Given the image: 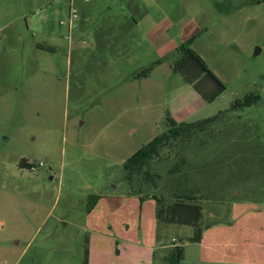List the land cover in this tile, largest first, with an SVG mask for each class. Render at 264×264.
<instances>
[{
  "label": "rangeland",
  "instance_id": "374dc122",
  "mask_svg": "<svg viewBox=\"0 0 264 264\" xmlns=\"http://www.w3.org/2000/svg\"><path fill=\"white\" fill-rule=\"evenodd\" d=\"M153 1L0 0V264H82L85 250L87 264H166L172 238L179 264H264V0ZM110 4L140 21V47H116ZM164 13L194 28L189 48L225 87L213 102L172 71V41L144 36ZM167 118L198 125L131 176L142 199L124 165ZM152 195L199 204L201 241L157 227Z\"/></svg>",
  "mask_w": 264,
  "mask_h": 264
},
{
  "label": "trees",
  "instance_id": "16d2710c",
  "mask_svg": "<svg viewBox=\"0 0 264 264\" xmlns=\"http://www.w3.org/2000/svg\"><path fill=\"white\" fill-rule=\"evenodd\" d=\"M254 0H245V3L253 2ZM192 42V37L185 41L177 50L178 55L171 64V69L174 73L181 76L184 82L191 85L195 91L201 96L205 102H213L225 89L223 83L208 69L203 59L197 55L193 50L189 48ZM43 49L51 50L45 46H41ZM151 68L142 71L137 74V78L145 77ZM169 125V131L161 138L155 139L150 144L146 145L140 151H138L132 158H130L124 165V171L126 173V180L129 184V192L138 194L142 199L145 196L142 195L141 188H135L132 186V175L138 174L139 171L147 165L154 158L159 156V152L162 148L166 147L171 138L178 137L184 131L197 127L194 125H182L178 126L175 121L167 118ZM19 168L28 169L30 163L21 159L18 162ZM151 178V177H150ZM141 194V195H140ZM155 200V222L157 227H161L167 224L188 226L194 229L192 238L189 239L192 243H199L202 239V231L199 226L201 219V206L196 203L186 202L183 199H175L172 201H166L164 198H158L152 195ZM98 199V196H92L91 202ZM180 242L177 245L172 243V249L165 257L166 264H179L182 259ZM82 264H87V250L84 251V259Z\"/></svg>",
  "mask_w": 264,
  "mask_h": 264
},
{
  "label": "crops",
  "instance_id": "0c3cea01",
  "mask_svg": "<svg viewBox=\"0 0 264 264\" xmlns=\"http://www.w3.org/2000/svg\"><path fill=\"white\" fill-rule=\"evenodd\" d=\"M129 1H131V0H128V2ZM150 1L153 2V4H149L150 8H152L153 10L156 9L157 4H154L153 0H150ZM126 5L127 4H110V7H108V13H107L108 15L104 21V25L107 27L106 32H108V31L109 32H116L115 37L117 35H120V37L122 38V40L119 43L120 45H116V47L120 46V49H123V50H129L130 48H132L134 46H136V48H138V46L140 47V45H138L137 40L138 39L140 40V38H141V36L138 37V34L140 33V31L138 29L139 25H141V24H139L140 21L137 20V18L132 15L133 13H131V19H128L127 17H125V15H124L125 12L123 11V9L127 8ZM149 11L150 10L146 11V13H145V11L141 12V14L139 15L140 18L150 17ZM192 11H195V15L194 16L192 15V19L190 20V24H194L193 18L195 16L197 18L198 14L200 15L202 13L200 7L197 4L192 5L190 12H192ZM188 12L185 15H187ZM146 19H148V18H146ZM77 20L79 21V19H77ZM180 20H181V18L173 20L169 15H167V13H164L160 19H158L155 22H152L150 25H149V20H148V21H146V23L148 24V27H146L145 30L143 29V31H144L143 33L145 34L144 36H146L148 41L152 44H157L159 41H161V39L164 36H166L167 40L172 41L174 43L173 44L174 47L171 50L175 53L174 55L177 56L179 53V52H177L179 47L185 41H187L189 38H191L194 34L193 33L194 28L189 29L188 28L189 26H185V25L180 26L179 25L180 23L178 22ZM77 25H76V27H77ZM174 28H176V31L173 34H178L179 38L173 39L172 36H171V38L169 37V33ZM112 44H114V43L112 42ZM172 51H169V53H171ZM98 197H99L98 199H101L100 196H98ZM172 239H171V248H172ZM157 248H158L157 250L167 249V247L165 245H159V246H157ZM154 254L152 255V258H155ZM168 254L163 255L161 257V263H163L165 261V257Z\"/></svg>",
  "mask_w": 264,
  "mask_h": 264
},
{
  "label": "built area",
  "instance_id": "2783aa9c",
  "mask_svg": "<svg viewBox=\"0 0 264 264\" xmlns=\"http://www.w3.org/2000/svg\"><path fill=\"white\" fill-rule=\"evenodd\" d=\"M77 13L74 9H70L69 11V16H68V22H67V26H68V30L69 32L74 28L76 27V22H77ZM42 167V163H32L30 164V167L28 168V171L31 173V174H36L38 169ZM172 243L177 245L178 244V241L176 239H172Z\"/></svg>",
  "mask_w": 264,
  "mask_h": 264
}]
</instances>
